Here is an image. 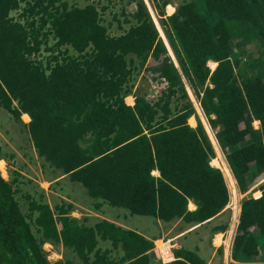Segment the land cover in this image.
Instances as JSON below:
<instances>
[{
    "label": "trees",
    "instance_id": "1",
    "mask_svg": "<svg viewBox=\"0 0 264 264\" xmlns=\"http://www.w3.org/2000/svg\"><path fill=\"white\" fill-rule=\"evenodd\" d=\"M106 10L66 0H0V108L21 124L22 114L29 117V154L34 149L50 187L68 176L86 189L95 210L107 204L166 224H208L229 205L230 193L221 169L210 165L215 151L203 125L188 124L192 105L172 101L183 86L179 70L142 0L123 22L118 14L107 19ZM162 25L245 194L264 174V0H192ZM114 28L121 33L112 35ZM250 42L258 51L241 65L233 47L243 53ZM147 71L167 85L154 104L132 93ZM131 94L133 107L125 101ZM15 157L0 146V161ZM21 178L17 170L8 180L0 173V264H50L45 245L63 247L80 264H207L188 248L157 262L155 238L72 217L73 203L51 206L39 184ZM226 220L209 233H225ZM230 259L264 264V187L259 198L241 200Z\"/></svg>",
    "mask_w": 264,
    "mask_h": 264
},
{
    "label": "rangeland",
    "instance_id": "2",
    "mask_svg": "<svg viewBox=\"0 0 264 264\" xmlns=\"http://www.w3.org/2000/svg\"><path fill=\"white\" fill-rule=\"evenodd\" d=\"M66 1L70 2L71 4L77 3L79 7H83L86 4H93V3L96 4L97 3V4H99V9H101L102 7H105L107 9L106 10L107 12L104 14L107 19L111 18V16H113V14H118L120 20L123 22L125 19L130 18L129 16H131L135 12L136 3L139 0H66ZM142 1L144 2L145 6L148 10V13L150 14V17L152 19L153 24L155 25L157 31L159 32V36H160L162 42L164 43L169 56L177 64V66H178L177 69L179 70V73L182 77L183 86L181 87V91H178V93L172 99L174 105L177 103H183L184 101H188L192 105L193 109L196 112L195 115H193L192 117H190L188 119V123L190 125H194V127H196V124L200 121V123L204 126V129H205L208 137L210 135L213 137L214 140H216L215 135H214L215 131H213L212 127L209 125L207 119L205 118V116L201 110L199 99L197 97V94L195 93L194 88L191 87L188 80L185 78L183 72H181L180 67L177 63L176 56L174 54V49L172 48V46L168 40L167 33L164 30V26L162 25L165 17L172 15L176 11V9L180 5H182L183 3L188 2V1L190 2L192 0H142ZM164 1L165 2L167 1L166 2L167 4L165 6H162V3ZM168 7H171L172 10H170V8H168ZM122 10L126 14L125 18L120 15ZM124 26L126 29L128 28V25L125 24ZM115 27H116V25H115ZM120 33L121 32H119L115 28L111 32L112 35H117ZM233 38L236 40L237 38H239V36H235ZM243 45L244 46L241 47L243 49V53H240V50L234 49V47H233V52L235 54H237L238 59H240V61H241L240 62L241 65H246L247 63H249L251 58H253L255 56V53L258 51L259 46H257L256 43H252V42L244 43ZM152 56H153L152 59L155 61V62H153V61L152 62L154 64V66L156 68H158V65H159L158 64V62H159L158 58L160 56L157 54H153ZM208 67L213 71L216 67V64L210 62V63H208ZM146 73H147V75H148V73L151 74L150 77L152 80L150 78H148L147 75L142 76V73H141L136 78V81H135L136 86H135L134 92L132 90V93H133V96H140L144 100H146L147 102H151V104H154V103L158 102L163 97V93L166 91L167 85L163 81H161L158 77L155 76L157 74V72L147 71ZM133 96L131 98H128V99L133 100ZM197 103H198V105H197ZM27 118H28L27 116H25V115L23 116V119L27 120ZM253 127H254V129H259L260 123L254 121ZM25 133H26V130L22 126V124L13 120L10 114H8L5 110L0 108V146L2 147L4 153H14L16 155V157L13 161H10V162L0 161V163L2 162V164H3L2 166H0V173H1L2 177L5 180H8L12 171H16V170L20 171L21 175L24 178H28V179L33 180L36 183L35 185L39 184L40 188L44 189L46 191V194H47L46 195V201H48V203L51 206L59 203L60 201H66L69 203H75L76 204V202H77L76 200H78V206L80 208L81 207H83L84 209L89 208L88 207L89 206L88 201H90V198L87 197L86 189L83 186H81L80 184L69 182L70 181L69 179H68L69 181L66 180L65 183H60V185H57V186H54V184H53L50 187L45 183L44 178L42 179L41 172H40L41 171V169H40L41 160L40 159L36 160L35 158H33V156H30V154H29V152L31 151L30 139L27 138ZM209 139H210L211 144L213 146L212 139L210 137H209ZM213 148L215 151V155H214V158L212 159V161H210V162H213L215 159L219 160V163H220L219 167L224 174V177L226 179V183H227V186L229 189V193H230V199L233 202L231 204L229 203L230 206H227V207H230V209L233 210V212L235 214H236V211L238 209V212L235 215V217H237V219H238L240 209L239 208L235 209L236 205L234 204V202H236L237 199H240V198L234 197V195H235V189L234 188H236V189H238V188L236 186L237 185L236 182L233 186L231 185L232 184L231 181H232L233 177L230 173L229 167H228L226 160H225L226 151L221 150L218 145H217V148L214 146H213ZM219 156H220V158H219ZM222 163H224V165H222ZM225 168H226L227 172L225 171ZM263 176L261 175L258 178L259 181H258L257 185L254 184V182L251 184V187H249V189H247V193L245 194L246 195L245 197L254 198V196L258 195V193H256L257 190L264 187V183H262V182H264ZM228 177L231 179H229ZM24 178H21V180H23ZM35 189L37 190V188H35ZM23 191L24 192L28 191L30 193H34L35 190L31 187L24 186ZM19 196L20 195H18V197ZM241 200L242 199L238 200L239 205L241 203ZM80 208L75 207V210L73 211L71 216L78 218V219H82L83 217H86L87 213L84 212L83 210H81ZM222 215H224V216L216 217L214 219L215 223L212 225L210 224V226L226 222L227 221L226 219L229 218V214H227V212H226V214L224 213ZM134 219L138 220V225L136 226V228L138 230H142V232H147L150 234L152 232H155V230L157 229V227L153 223L147 222L149 220L146 221L145 218H143V217H137L136 216ZM233 220L234 219L230 218L229 227H228V231H227L229 234H231L232 230H233V228L231 230V227L232 226L234 227ZM92 221H93V219H92ZM236 223H237V221H236ZM206 232L208 234H210L209 229ZM211 237H212V235H211ZM219 242H220V240H218V239H217V242L214 241L215 245L216 244L218 245ZM187 248L190 249V246L187 245ZM44 249L46 251V258L50 264H54L58 261L64 262L65 260H70V261H72L73 264H80V262L74 257V255L70 251L64 249L61 246L45 245ZM199 255L203 259L207 258L203 253H200ZM216 264H223V263L218 261Z\"/></svg>",
    "mask_w": 264,
    "mask_h": 264
},
{
    "label": "crops",
    "instance_id": "3",
    "mask_svg": "<svg viewBox=\"0 0 264 264\" xmlns=\"http://www.w3.org/2000/svg\"><path fill=\"white\" fill-rule=\"evenodd\" d=\"M172 61L174 62L175 66L178 67L177 64L175 63V61L174 60H172ZM149 62H151V61H149ZM147 63H148V61L146 62V64ZM144 74L142 73V76L147 75V73H144ZM147 76H148V78L151 79L150 73H148ZM155 76L161 80L158 73ZM131 97H132V94L129 95L125 101L128 105L133 107L135 98L131 101V103L127 102V99L131 98ZM139 98H142V97H139ZM24 115L25 114L21 115V118H22L21 122H22V126L26 129L25 125L29 124L30 119L28 116H27L28 117L27 120L23 119ZM190 126L194 127V125H190ZM217 145H218V143H217ZM34 154H35V152L33 149L32 156H33V158H35L37 160V157ZM210 165L215 167L213 165V162H210ZM215 168L220 169V167H215ZM151 175L155 178L160 177L158 171H152ZM258 178H259V176L254 181V184H256V185L258 183ZM66 180H68V176L62 177L60 179V183H65ZM233 182H235L234 179H233ZM47 185L50 186V184H47ZM234 189H235V192L237 193V197H239L240 199H242L246 196L245 194L247 193V191L245 194H242L239 191V189H236V188H234ZM261 189L257 190L256 193H258V195L254 196L255 199H257L261 196ZM240 199H237V201ZM76 201H77L76 204L73 203L74 206L77 208H80L78 206V200H76ZM237 201L234 202L235 205H236ZM88 202H89L88 203L89 208H87V209H84L83 207L80 208L81 210H83L84 212L87 213L86 217H90L93 220H97V219L98 220H108L109 222H112V223H114V224H116L122 228L132 230V231H134V232H136V233H138L144 237L155 238L156 240L154 241L153 254H154L157 262L167 263V262L173 261L175 259V253L178 251H173L172 249L168 250L170 243L172 241H175L177 243V245L181 246L182 248H187V245H188V246H190L191 250L198 249L199 254L203 253L207 257V258H205V261L207 264H216L218 261L222 262L223 264H235L230 259L231 245H232V240L234 239V236L232 237L227 232L228 230L225 233L214 234V235H212V237L210 234H208L206 232L209 229L210 224L212 225L215 223L214 222L215 218L211 222H209L208 224L203 223L202 225L186 224L181 219L166 224V223H163V222L158 221V220L151 218V217L132 215L127 210H124L121 208H114V207H111L107 204H103L99 210H95L93 207V201L90 199V201H88ZM231 203H233V202L230 199V204ZM228 206H230V205H228ZM187 210L190 212H194L196 210V206L193 204V202L188 201ZM226 212H227V214L229 213V216L231 215L232 217H235V215L237 214V211L235 214L233 212V210H230V207H226L224 209V211L222 213H220V215L217 217L224 216L222 214H224V213L226 214ZM134 216L135 217L136 216L137 217H143V218H145L146 221L149 220L147 222L153 223L157 227V229L155 230V232H152L150 234L147 232H142V230H138L136 228V226L138 225V220L134 219L135 218ZM233 223H234V221H233ZM234 225L236 228L237 223ZM232 228H233V226L231 227V230H232ZM217 236H221V242L219 245H215V243H214V241H216ZM229 236H230V238H229ZM220 250H222V253H220Z\"/></svg>",
    "mask_w": 264,
    "mask_h": 264
},
{
    "label": "bare ground",
    "instance_id": "4",
    "mask_svg": "<svg viewBox=\"0 0 264 264\" xmlns=\"http://www.w3.org/2000/svg\"><path fill=\"white\" fill-rule=\"evenodd\" d=\"M168 8H170V10H172L171 7H168ZM170 52H171V51H170ZM131 100H132V99H128L127 102H128V103H131ZM195 102H196V101H195ZM197 105H198V103H197ZM196 110H197V109H196ZM26 116H27V115H26ZM206 127H207V126H206ZM209 137H210V138L212 139V141H213V146L217 148L216 140H214L213 137L210 136V135H209ZM219 151H220V150H219ZM216 154H217V153H216ZM221 154H222V153H221ZM222 157H223V156H222ZM217 158H218V157H217ZM219 158H220V156H219ZM223 159H224V158H223ZM222 161H223V160H222ZM224 163H225V162H224ZM224 163H223L222 165H224ZM2 165H3V164H2V162H1V163H0V166H2ZM213 165H214L215 167H219V166H220L219 160H216V159H215V160L213 161ZM226 166H227V165H226ZM224 167H225V166H224ZM222 169H223V168H222ZM223 171H224V170H223ZM225 171L227 172L226 168H225ZM225 174H226V173H225ZM226 176H227V175H226ZM228 178H229V177H228ZM229 179H231V178H229ZM229 179H228V180H229ZM232 181H233V179H232ZM232 181H231V183H232L231 185L233 186V185L235 184V182H232ZM232 188H233V187H232ZM233 194H234V193H233ZM234 197H237V193H236V192H235ZM238 203H239V201H237V205H238V208L240 209V206H239ZM237 212H238V211H237ZM233 221H234V220H233ZM229 238H230V236H229ZM217 239L220 240V242H221V236H217V237H216V242H217ZM220 242H219V244H220ZM219 244H218V245H219ZM216 245H217V244H216ZM226 248H227V247H226ZM231 251H232V245H231ZM227 253H228V252H227Z\"/></svg>",
    "mask_w": 264,
    "mask_h": 264
},
{
    "label": "built area",
    "instance_id": "5",
    "mask_svg": "<svg viewBox=\"0 0 264 264\" xmlns=\"http://www.w3.org/2000/svg\"><path fill=\"white\" fill-rule=\"evenodd\" d=\"M136 83H134V86H136L135 85ZM134 89H135V87H133V91H134ZM264 174H262V176H263ZM261 176V175H260ZM259 176V177H260ZM264 177V176H263ZM262 177V178H263ZM259 181V180H258ZM46 183V182H45ZM262 183H264V182H262ZM48 184V183H47ZM261 184V183H260ZM238 208V205H237V203H236V206H235V209H237ZM231 210V209H230ZM237 211H238V209H237ZM231 216V215H230ZM231 219H233L234 218V224H236V219H237V217H230ZM236 231H237V226H236V228H235V225H234V227H233V230H232V233L230 234L232 237L233 236H235V234H236ZM232 243H233V240H232ZM181 246H179V245H177V243L175 242V241H172L171 243H170V246H169V248H168V250L169 249H172L173 251H180L181 250Z\"/></svg>",
    "mask_w": 264,
    "mask_h": 264
},
{
    "label": "clouds",
    "instance_id": "6",
    "mask_svg": "<svg viewBox=\"0 0 264 264\" xmlns=\"http://www.w3.org/2000/svg\"><path fill=\"white\" fill-rule=\"evenodd\" d=\"M159 33V32H158Z\"/></svg>",
    "mask_w": 264,
    "mask_h": 264
}]
</instances>
